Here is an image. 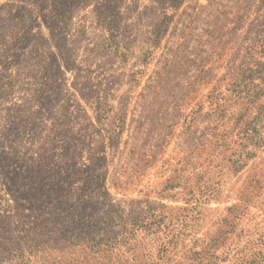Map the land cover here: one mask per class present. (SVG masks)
I'll list each match as a JSON object with an SVG mask.
<instances>
[{
	"label": "rangeland",
	"instance_id": "obj_1",
	"mask_svg": "<svg viewBox=\"0 0 264 264\" xmlns=\"http://www.w3.org/2000/svg\"><path fill=\"white\" fill-rule=\"evenodd\" d=\"M0 264H264V0H0Z\"/></svg>",
	"mask_w": 264,
	"mask_h": 264
}]
</instances>
